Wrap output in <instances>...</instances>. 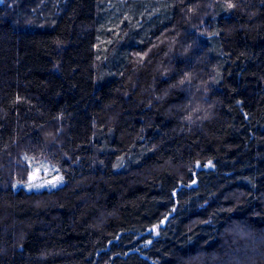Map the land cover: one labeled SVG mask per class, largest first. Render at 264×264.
Returning a JSON list of instances; mask_svg holds the SVG:
<instances>
[{"label":"trees","instance_id":"obj_1","mask_svg":"<svg viewBox=\"0 0 264 264\" xmlns=\"http://www.w3.org/2000/svg\"><path fill=\"white\" fill-rule=\"evenodd\" d=\"M0 264H264V0H0Z\"/></svg>","mask_w":264,"mask_h":264},{"label":"rangeland","instance_id":"obj_2","mask_svg":"<svg viewBox=\"0 0 264 264\" xmlns=\"http://www.w3.org/2000/svg\"><path fill=\"white\" fill-rule=\"evenodd\" d=\"M30 171L23 182H15V187H22L25 190L51 189L61 185L64 182L63 174L59 167L47 159L30 161ZM43 185L42 187H31L29 184Z\"/></svg>","mask_w":264,"mask_h":264},{"label":"snow or ice","instance_id":"obj_3","mask_svg":"<svg viewBox=\"0 0 264 264\" xmlns=\"http://www.w3.org/2000/svg\"><path fill=\"white\" fill-rule=\"evenodd\" d=\"M229 7H231V5H229ZM34 186L35 187H42L43 185H33L31 183L28 185L29 188L34 187ZM149 243H150V241H149Z\"/></svg>","mask_w":264,"mask_h":264}]
</instances>
